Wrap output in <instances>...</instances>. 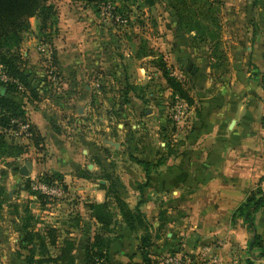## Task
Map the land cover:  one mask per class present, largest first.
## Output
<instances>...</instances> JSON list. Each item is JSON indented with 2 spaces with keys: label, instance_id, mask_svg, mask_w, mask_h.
Wrapping results in <instances>:
<instances>
[{
  "label": "crops",
  "instance_id": "1",
  "mask_svg": "<svg viewBox=\"0 0 264 264\" xmlns=\"http://www.w3.org/2000/svg\"><path fill=\"white\" fill-rule=\"evenodd\" d=\"M246 1L224 6L226 18L221 24L231 29L229 36H222V43L230 44L229 51L225 49V70L216 74L211 70L207 47L201 48L199 54L202 59L198 58V61L202 65H195L192 60L186 66L193 105H185L187 117L182 133H171L169 128L167 136L165 132H157L158 139L166 137L169 142L164 149L155 148L151 143L153 138L147 139L146 133L135 140L138 149L130 154L137 160L154 164L164 158V162L151 167L149 173L131 162L122 165L127 177L121 187L122 198L130 207H133L131 203L135 206L141 201L140 211L154 229L161 224L172 227L175 222L187 219L195 220L196 233L201 236L242 235L248 242L251 240L252 234L241 221L237 225L230 222L233 212L251 190L259 183L264 190L261 142L264 128V10L257 8L261 13L253 19L256 8ZM62 56L59 52L57 65L63 61ZM58 70L64 72L62 66ZM31 109L27 114L43 138L42 151L32 147L20 158L0 160V184L5 188L4 200L8 203L6 207L4 204L3 212L8 213L9 208L11 214L8 228H0V264H26L25 258L31 247L22 242L24 236L20 224L27 206L35 216L36 230L41 235L47 228L57 231L56 245L48 246L50 255L57 254L61 240L68 235L75 244L76 264H82L84 245L99 229L85 205L105 201L100 180L96 178L99 169L85 157L79 160L73 144L50 126L39 111ZM106 139L115 142L111 138L103 141ZM116 143L118 149L112 150L121 154L123 145ZM78 144L88 146L90 143L81 140L76 142ZM44 150L48 156L42 161L40 153ZM84 153L81 150V154ZM95 153L92 156L96 157ZM88 154L87 151L86 156ZM26 162L32 166L30 176L62 175L65 197L45 208L39 207L36 198L23 190L29 177H22L19 169ZM132 173L134 178H131ZM85 175L91 178H83ZM33 207L38 213L32 210ZM162 217L164 222L160 221ZM2 218L5 217L1 216L0 221ZM116 218L120 219L119 216ZM254 224L256 231L264 235V209L255 214ZM114 235L118 238L109 250L110 263L125 264L130 258L131 262L139 263L135 236L121 223L115 226ZM169 235L166 233V237ZM160 251L161 246L154 253ZM38 255L37 247L35 256Z\"/></svg>",
  "mask_w": 264,
  "mask_h": 264
},
{
  "label": "rangeland",
  "instance_id": "2",
  "mask_svg": "<svg viewBox=\"0 0 264 264\" xmlns=\"http://www.w3.org/2000/svg\"><path fill=\"white\" fill-rule=\"evenodd\" d=\"M252 1L247 0L246 3L251 4ZM220 2L221 22L226 18V4L243 3L242 0ZM49 3L55 6L58 13L57 32L51 37V45L40 41L37 23L31 18V30L25 35L20 49L37 99L30 104L26 97L19 95L17 100L28 114L30 108L32 111L36 109L50 126L61 132L73 144L79 160L85 157L86 161L95 163L99 169L96 178L104 181L102 176L112 174L122 184L127 178L122 165L134 163L130 157H135L130 152L138 149L135 140L146 133L147 139L151 141L153 138L151 143L155 148H167L169 142L166 137L158 139L156 133L165 132L167 136L169 128L171 133L181 134L187 117L185 102L172 95L161 72L154 67L152 58L135 57L137 47L140 44L160 54L171 75L183 84L190 95L191 86L187 81L189 69L186 66L192 60L195 65H202L198 58H201V48L206 46L192 42L188 34L176 32L167 0H155L152 7L146 6L143 0L126 2L130 11L124 14L117 10L121 7L118 1L101 5L99 11L71 0H49ZM257 8L253 11V19L261 13ZM230 34L231 29L222 24V36ZM229 45L222 44L223 49L229 51ZM53 52L56 58L59 52L63 54V61L58 62L60 65L53 63ZM59 66L64 72L58 70ZM127 85L135 90L125 95L123 90ZM77 107L82 108V114L76 113ZM176 110L182 113L178 121L174 120ZM13 137L19 143H28ZM105 138L121 142L123 149L120 150L123 152L116 154L113 147L103 143ZM81 140L90 144L76 145ZM29 148L32 146L29 145L28 151ZM81 150L85 153L81 154ZM94 152L96 157L92 156ZM40 155L43 161L48 153L44 150ZM96 159L101 165L96 163ZM37 177L29 175L31 179ZM131 178H134V173ZM62 198L52 199L51 202L61 201ZM130 199L135 202L131 195ZM5 203L6 207V200ZM131 206L134 207L133 203ZM35 208L32 210L38 213ZM7 212L2 213L5 218L1 219L0 228L9 226V208ZM194 221L181 219L172 227H163L152 248L154 253L162 247L160 253L153 254L158 264H244L249 256L247 239L242 235H198ZM166 233L170 234L169 237ZM258 263L263 264L264 260L255 262Z\"/></svg>",
  "mask_w": 264,
  "mask_h": 264
},
{
  "label": "trees",
  "instance_id": "3",
  "mask_svg": "<svg viewBox=\"0 0 264 264\" xmlns=\"http://www.w3.org/2000/svg\"><path fill=\"white\" fill-rule=\"evenodd\" d=\"M72 2L84 3L91 9L100 10L101 5L118 1L121 4L117 8L118 12L124 14L127 9L126 2L136 0H71ZM144 4L152 7L155 0H143ZM169 10L175 20V30L181 34H188L192 42L205 45L210 52L211 70L214 73L223 72L227 66L226 52L222 46V24L220 0H167ZM253 8L264 10V0H253ZM35 19L37 23V33L40 41L44 45H51L52 35L57 32L58 13L54 5L49 0H0V160L17 159L28 152L29 145L37 151H42L43 138L37 127L31 123L27 111L23 104L18 102L17 97H26L32 104L37 99L35 88L31 85L29 75L26 73L23 55L20 49L24 43L25 35L30 32L29 19ZM54 51V50H53ZM56 53L53 52V63L57 64ZM136 58L151 57L154 67L161 72L167 88L172 95L183 100L189 107L193 105V99L188 90L174 76L169 68L162 62L160 54L150 48L140 45L135 51ZM130 90H135L132 86H125L123 93L126 95ZM128 104L127 100H124ZM28 125L30 138L28 143H19L13 133L19 129L20 125ZM103 135V134H102ZM134 164L144 168L146 173L151 167L158 166L164 162V158H159L154 164L147 163L130 157ZM96 163L101 165L96 159ZM85 179L91 177L82 176ZM106 182L99 187L105 193V201L101 204H86L85 207L91 219L99 225V229L94 233L83 248L82 264H111L109 261V250L112 243L118 238L114 235L115 226L123 224L127 230L134 234L137 239V254L139 263L130 261L125 264H158L153 258L152 248L155 241L160 237V232L164 225H159L153 229L145 215L140 211L141 201L130 208L128 203L122 198L120 191L122 184L118 177L112 174L102 176ZM38 182L52 185L57 183L66 192L63 177L59 173H45L37 177ZM30 179L27 178L23 190L36 198L39 207L51 203L49 198L34 192L30 188ZM5 188L0 184V218L3 212ZM264 209V190L260 183L251 190L245 200L237 207L231 217V225L241 221L252 234L251 240L247 244L249 256L244 260V264H255L256 261L264 260V235L256 231L254 224L255 214ZM116 216L120 219L117 220ZM161 222L165 218L160 219ZM35 216L29 211L28 206L23 210L21 218V232L23 233V243L31 248L25 258L26 264H76V257L73 254L75 249L74 241L68 235L61 240L57 254L51 256L48 246H55L57 243V231L55 228H47L44 235L36 230ZM39 248V255L35 256L36 248ZM259 264V263H258ZM264 264V263H263Z\"/></svg>",
  "mask_w": 264,
  "mask_h": 264
},
{
  "label": "built area",
  "instance_id": "4",
  "mask_svg": "<svg viewBox=\"0 0 264 264\" xmlns=\"http://www.w3.org/2000/svg\"><path fill=\"white\" fill-rule=\"evenodd\" d=\"M186 107H184V110ZM182 113L179 110H176L174 114V120L178 121L181 117ZM13 135L18 138L20 141H27L30 138V133L28 132V125H20L19 129L13 133ZM262 146L264 148V128L262 132L261 138ZM30 179V188L32 191L37 192L45 197L49 198V200L62 198L65 196V191L63 190L62 186L54 183L52 185L44 184L38 182L37 178H29Z\"/></svg>",
  "mask_w": 264,
  "mask_h": 264
},
{
  "label": "water",
  "instance_id": "5",
  "mask_svg": "<svg viewBox=\"0 0 264 264\" xmlns=\"http://www.w3.org/2000/svg\"><path fill=\"white\" fill-rule=\"evenodd\" d=\"M76 113L77 114H82L83 113V110L82 108L80 107H77L76 109ZM104 144L108 145L109 147H113L114 149H117L119 147L118 143L116 142H113L111 140H104L103 141ZM31 169H32V166H31V163L29 162H26L20 169H19V174L22 176V177H29V173L31 172ZM100 184H105L104 181H100Z\"/></svg>",
  "mask_w": 264,
  "mask_h": 264
}]
</instances>
